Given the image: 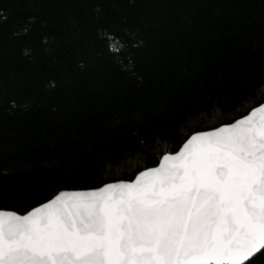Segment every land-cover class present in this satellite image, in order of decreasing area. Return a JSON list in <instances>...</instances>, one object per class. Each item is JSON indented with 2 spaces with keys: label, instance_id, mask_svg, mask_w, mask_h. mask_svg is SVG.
<instances>
[{
  "label": "trees",
  "instance_id": "trees-1",
  "mask_svg": "<svg viewBox=\"0 0 264 264\" xmlns=\"http://www.w3.org/2000/svg\"><path fill=\"white\" fill-rule=\"evenodd\" d=\"M263 101L264 0H0V208L132 179Z\"/></svg>",
  "mask_w": 264,
  "mask_h": 264
},
{
  "label": "snow or ice",
  "instance_id": "snow-or-ice-1",
  "mask_svg": "<svg viewBox=\"0 0 264 264\" xmlns=\"http://www.w3.org/2000/svg\"><path fill=\"white\" fill-rule=\"evenodd\" d=\"M33 199L0 208V264H264V102L132 179Z\"/></svg>",
  "mask_w": 264,
  "mask_h": 264
},
{
  "label": "water",
  "instance_id": "water-1",
  "mask_svg": "<svg viewBox=\"0 0 264 264\" xmlns=\"http://www.w3.org/2000/svg\"><path fill=\"white\" fill-rule=\"evenodd\" d=\"M263 102H264V101H263ZM257 106H258V105H257ZM250 110H251V109H250ZM250 110H249V111H250ZM249 111H248V112H249ZM246 114H247V113H246ZM208 130H210V129H208ZM157 164H158V163H157ZM157 164H156L155 166H157ZM133 178H134V177H133Z\"/></svg>",
  "mask_w": 264,
  "mask_h": 264
}]
</instances>
